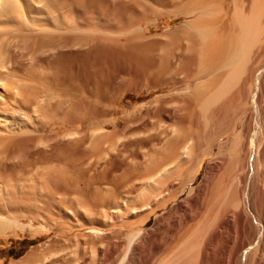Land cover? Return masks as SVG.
Wrapping results in <instances>:
<instances>
[{
    "label": "bare ground",
    "instance_id": "6f19581e",
    "mask_svg": "<svg viewBox=\"0 0 264 264\" xmlns=\"http://www.w3.org/2000/svg\"><path fill=\"white\" fill-rule=\"evenodd\" d=\"M70 1L0 0V235L23 233L35 239L56 232L22 257L7 261L0 255V264H264V0H188L177 9L186 18L183 24L158 35L187 40L181 41L182 49L186 44L191 59L187 69L181 68L186 72L178 69L185 72L178 81L190 90L171 94L180 96L173 112L171 96L153 103L151 122L164 127L158 136L168 153L155 145L163 156L144 155L142 165L150 166L133 186L135 193L129 189L109 197L107 205L115 204L111 210L101 208L104 189L99 195L92 185L96 193L88 192L91 198L71 197V179L78 178L71 173V147L90 148L107 139L95 158L110 163L123 154L121 145L132 135L109 133L106 126L87 133L71 129V73H63L66 66L61 72L56 61L80 47L88 30L71 27ZM184 56L172 59L182 65ZM186 98L197 105L192 133L188 120L184 124L170 117ZM231 131L230 141L219 147L201 182L193 185L218 138ZM174 138L180 144L172 147L168 142ZM75 231L76 247L71 246ZM229 245L233 256L223 253Z\"/></svg>",
    "mask_w": 264,
    "mask_h": 264
},
{
    "label": "rangeland",
    "instance_id": "374dc122",
    "mask_svg": "<svg viewBox=\"0 0 264 264\" xmlns=\"http://www.w3.org/2000/svg\"><path fill=\"white\" fill-rule=\"evenodd\" d=\"M186 1L188 0H71L70 1L71 27L74 28L77 27V30L79 29L82 30L81 28L85 26L83 29L86 28V30H88V33L84 38L86 40H82L83 41L82 45L84 44L83 46L82 45L80 46L82 48L80 47L72 48L70 53L71 55L65 54L66 56L63 55V57L59 58L60 62L59 60L58 62L56 61V64L59 63L57 64V66H59L58 67L59 70L61 68V72L64 71L62 67L66 66L65 67L66 71L63 73L67 74L66 73L67 71L71 73L70 74L71 78L70 76H67L71 80L70 81L71 86L69 89L72 97L71 129L78 128L80 132L87 133L96 127L106 126L109 133H114L112 131H115V134H120V132L121 133L125 132L126 134L128 133V135H132L131 138L129 139L130 140L129 143L124 142V145L123 146L121 145V152L124 151L123 154L114 155V159H111L112 162L110 161V163L109 161L105 160V162H103L104 160L100 161L99 159L95 158V157L98 158L97 155L100 152L98 150H101L100 148L105 147L106 143H104V141L107 142V139L104 141H99L100 142V143L98 142L99 145L97 143L96 146H92L90 148L81 146V148L73 147L74 149L72 150L71 147V168H72L71 173L73 171V173L77 174L78 176V178L74 179V181L71 179V185H72L71 197L73 196L80 197V195H82L81 197H83L84 199H89V197L91 198L92 195H94V193L100 192L101 194L99 195H102L103 192L104 196H99V197L103 199H105L104 197H108V198H106L105 201H103L102 199V201L105 202L106 204L102 205L103 203L101 201L100 204L102 206L101 208L105 207V209L111 210L115 207V204L111 203L107 205V203L109 199H111L113 196H116L117 193L123 190L129 191V189H130V193L132 194L135 193V189L133 188V186L137 185L136 183H139L138 182L139 176L143 174L146 171V169L150 166L149 164L145 165L147 167L145 168V166L142 165L141 163V161L145 158L147 153L149 154L150 153L149 151H153V153H157V151H159L158 149H160L161 153L164 151L163 153H165V155L168 153V152L166 153L164 146L166 145L164 144L166 142L162 140L161 136H158V135H162V133L160 134V131L162 130L161 132H164L165 129H162L164 127L157 128L156 127L157 122H153V124L155 123L156 125H154V127L153 126L151 127V125H153L151 121H155L153 117L155 116V114L154 112L151 111V108H154L153 103L159 102L160 100L163 101L162 98L168 99L171 96L169 98V100L171 99V102L169 101L170 103L169 111L173 112L172 110L174 106L172 104L176 102L177 100L176 96L178 97L180 96L176 95L175 96L176 98L175 97L173 98L171 94H177L178 92L184 90L185 91L190 90L189 88L186 89V85L183 82H179L178 78L181 74L186 72L187 65L185 64L189 63L191 59L190 58L191 55H189V50L186 49L187 48L186 44H185L186 47L185 52L183 50L184 49L183 44L186 43L185 41L187 40H181L184 41L182 42L183 44H181L180 40H171L172 41L171 42L170 40H165L164 38H160L158 35L165 34L166 32L171 31L174 28L180 27L183 24L186 18L182 14L178 13L177 9L180 6H182ZM230 1L231 0H229V2ZM225 2H228V0H226ZM138 32H141L140 33L141 35L138 34ZM76 35L78 34L71 33V36H74L75 38L78 39L79 37H76ZM155 35H157V37ZM145 37L147 39H145ZM141 40L143 42L142 48L140 47V45H142ZM86 41L92 43H88L90 44L88 45L85 44ZM188 41H190L189 42L190 44L192 42L193 45V41L191 40ZM135 44H140V45L139 47L138 45H136L137 46L136 47ZM144 46L145 48H143ZM139 52H141V54ZM178 53L185 55L184 58H186V60L190 58L189 61L188 60L187 62L183 61L185 62L184 64L177 65L172 58L177 56ZM184 58L183 60H185ZM66 62H68L67 65ZM60 63L63 64L60 65ZM67 66L68 68L71 69H68ZM185 67H186L185 70L181 69ZM178 69L185 72L181 73L182 71L179 72ZM61 75L63 74L61 73ZM185 100L186 103H184L185 101H183L181 105L182 107L180 106V108L178 109L179 113L177 112L175 114H172V116L170 115V117L173 118L174 115V117L180 123H184V122L186 123L185 120H188L187 122H189L191 126L193 125L194 122V126L192 127L190 125L188 126V123L186 124L189 131L192 133L194 131V128L197 126L196 123L198 122L197 121L198 119L196 118L197 105L196 102L193 101L192 99L186 98ZM237 104L234 105L236 106ZM237 107L238 105L235 107V109ZM149 112L152 113V115L151 113L150 115L154 120L151 119ZM231 115L232 114H229L228 117ZM188 116H190L189 117L190 120L188 119ZM192 116L195 117L194 121ZM230 118L232 119V117L227 118L228 121L229 120L231 121ZM244 119L245 117L240 119L239 122L236 124L235 133H237L240 130V125ZM166 120L170 121L168 117ZM133 123H134V127H133ZM127 124L129 125L131 124L130 127ZM136 125H138L137 126L138 128L135 127ZM127 126L129 127V130L124 129L127 128ZM50 127L52 128L53 126ZM139 127L140 130H142V133H139L141 132L139 130ZM88 128H90V130ZM134 128H136L135 129L136 131L134 130ZM155 128L157 129L155 130ZM131 130L134 131L133 132L134 134L130 132ZM153 132L156 134H154ZM150 133H152V135ZM141 134L142 136H139ZM149 135L150 137L148 138L151 139L150 141L147 138V136ZM153 135L154 136L157 135L156 138L160 137L159 139H154L157 143L156 142L154 143V141H152L153 138H155ZM232 136H233V132L231 131L224 133L218 138V141L216 142V145L214 147V155L206 158L199 172L198 177L193 182V185H197L198 183L201 182L205 171V167L207 166L208 162L214 160V158L217 157L219 147L223 143H228L230 141V138H232ZM141 137H143L142 139L144 140H142ZM132 138L133 141L134 140L136 141V142L132 141L133 144L136 143L134 147H132L133 145L131 144ZM138 138H140L141 140L139 139L140 140L139 141ZM147 140L149 141V143ZM160 140L163 141L164 143L161 142ZM173 140L168 142L170 146L172 145L173 147L175 142L177 143L175 144L178 146L180 140L178 139L179 141H177V139H175L174 142ZM137 141H139V146H136L138 144ZM144 141H147L145 143L149 144V146L146 145ZM140 142L143 144L141 145ZM182 143L183 141L181 140V145ZM126 144L128 145L131 144V146H128L129 150L127 149ZM150 144H153L152 145L153 147ZM162 144L164 150L163 148H160L162 147ZM155 145L156 146L158 145V149H156ZM154 147L157 150V151L155 150L156 152L154 151ZM146 148H149L150 150L149 149L147 150ZM151 148L153 149L151 150ZM129 151L131 153H129ZM140 151L142 152L141 154ZM143 151L146 153H144ZM160 152H158L159 156L163 154V153L161 154ZM119 155L121 156V158L122 157L124 158L121 160ZM115 156H117V158ZM132 157H135L133 159L135 160V162L137 163L139 162V164H136L133 161V159H132L133 162H131ZM220 158H222L223 160V158L225 157L221 156ZM120 160L121 162L118 163V161ZM128 163L131 164L129 165ZM94 164H97L98 166L104 165L105 169L102 166L99 168L97 166L96 169V165L93 167ZM113 164H115L114 165L115 167L112 166ZM220 164L222 165V162H220L219 165ZM109 168H112L111 170L113 171H111ZM97 170L98 172H100V174L102 173V175H100L99 173L97 174L96 173ZM79 173H81L80 174L81 176L79 175ZM79 177H81V179ZM88 178L90 180H87ZM130 183L131 185L129 186ZM91 185L95 187L94 188L95 190L97 189L96 192L95 190H93V187ZM88 188H90V190H88ZM99 189L102 190L104 189V190L101 192V190L98 191ZM88 192H90V194L91 193L93 194L89 195ZM186 194L187 192H184L181 198H184ZM154 219H155V215L151 217V220L148 222L147 227H149L154 222ZM126 227H127L126 225H122V228H126ZM76 233H77L76 231L71 233V242L73 243V244L71 243V246L74 245L75 247L78 244L76 241L73 240L74 235ZM55 234L56 232H51L49 235H44L43 237H39L35 239H32L27 235L25 236V234L23 233H21L17 238L15 236L13 237L12 235L11 237L10 235L8 236L0 235V255L2 258H6L7 261H9L11 258L22 257L27 254V252L30 250L32 246L52 238ZM246 243L247 242L245 243L243 242L244 245L242 244L240 245V247L245 246ZM230 245L232 246V244ZM230 245H229L230 248L229 247L227 248V246L224 247L223 253H226L228 255L231 254L229 256H233L232 255L233 249H231ZM168 248L170 249V246ZM164 250H162L163 251L162 253L165 252ZM218 262L219 264H222L220 260ZM225 263H227V261Z\"/></svg>",
    "mask_w": 264,
    "mask_h": 264
}]
</instances>
